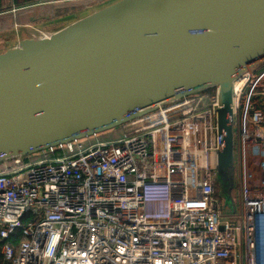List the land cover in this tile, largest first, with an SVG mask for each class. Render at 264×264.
<instances>
[{"label":"built area","instance_id":"obj_1","mask_svg":"<svg viewBox=\"0 0 264 264\" xmlns=\"http://www.w3.org/2000/svg\"><path fill=\"white\" fill-rule=\"evenodd\" d=\"M233 84L236 212L222 215L211 89L122 137L0 166L1 264H264V58ZM220 190V188H219Z\"/></svg>","mask_w":264,"mask_h":264},{"label":"water","instance_id":"obj_2","mask_svg":"<svg viewBox=\"0 0 264 264\" xmlns=\"http://www.w3.org/2000/svg\"><path fill=\"white\" fill-rule=\"evenodd\" d=\"M263 58L264 0H114L51 32L28 28L0 50V166L216 89L212 167L234 214L233 84Z\"/></svg>","mask_w":264,"mask_h":264},{"label":"crops","instance_id":"obj_3","mask_svg":"<svg viewBox=\"0 0 264 264\" xmlns=\"http://www.w3.org/2000/svg\"><path fill=\"white\" fill-rule=\"evenodd\" d=\"M114 0H0V50L28 28L54 31Z\"/></svg>","mask_w":264,"mask_h":264},{"label":"rangeland","instance_id":"obj_4","mask_svg":"<svg viewBox=\"0 0 264 264\" xmlns=\"http://www.w3.org/2000/svg\"><path fill=\"white\" fill-rule=\"evenodd\" d=\"M122 136H123V134L121 133L120 130H115V131L114 130H110V131L101 133V134H99L97 136H93L91 138H86V139H82V140L76 141L75 145H79V144L80 145H87V144L95 142L96 140H109V139L119 138V137H122ZM41 156H42V153H38V154L32 155L26 161L37 160ZM217 190H218L217 195H218V199L220 201V205H221L220 207H221V210H222V215H224V217L226 218L229 215L233 214V210L230 209L229 207H226L224 205V202H223L224 200H223V197H222V193L219 190V186H217ZM236 208H237V202H236Z\"/></svg>","mask_w":264,"mask_h":264},{"label":"trees","instance_id":"obj_5","mask_svg":"<svg viewBox=\"0 0 264 264\" xmlns=\"http://www.w3.org/2000/svg\"><path fill=\"white\" fill-rule=\"evenodd\" d=\"M30 216H27L26 218H24L21 222V228H19L16 232V235L14 237H10L9 239L7 240H4V241H1L0 242V248L3 244H7L9 243L11 246L13 247H16L17 245V242L19 241V239L21 238L20 235H21V232H22V228L25 226V224L30 220ZM3 262V258L0 254V264Z\"/></svg>","mask_w":264,"mask_h":264}]
</instances>
